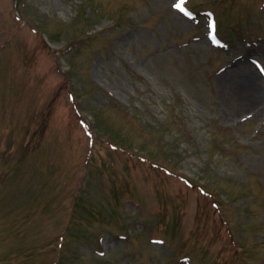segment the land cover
I'll return each mask as SVG.
<instances>
[{
    "label": "rangeland",
    "instance_id": "rangeland-1",
    "mask_svg": "<svg viewBox=\"0 0 264 264\" xmlns=\"http://www.w3.org/2000/svg\"><path fill=\"white\" fill-rule=\"evenodd\" d=\"M178 1L0 0V264H264V0Z\"/></svg>",
    "mask_w": 264,
    "mask_h": 264
},
{
    "label": "bare ground",
    "instance_id": "bare-ground-1",
    "mask_svg": "<svg viewBox=\"0 0 264 264\" xmlns=\"http://www.w3.org/2000/svg\"><path fill=\"white\" fill-rule=\"evenodd\" d=\"M225 73V76L231 80V83H235L242 89L241 93H244L246 107H255L256 104L263 100L264 88H262L260 76L247 62L240 61L235 67L227 70Z\"/></svg>",
    "mask_w": 264,
    "mask_h": 264
},
{
    "label": "snow or ice",
    "instance_id": "snow-or-ice-1",
    "mask_svg": "<svg viewBox=\"0 0 264 264\" xmlns=\"http://www.w3.org/2000/svg\"><path fill=\"white\" fill-rule=\"evenodd\" d=\"M183 3V0H181V4ZM181 4H177L176 7H180Z\"/></svg>",
    "mask_w": 264,
    "mask_h": 264
}]
</instances>
